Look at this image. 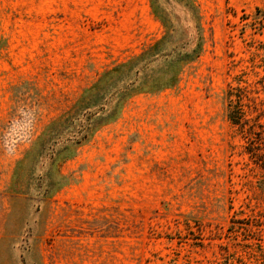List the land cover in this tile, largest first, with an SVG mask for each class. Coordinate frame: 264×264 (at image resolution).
<instances>
[{"label":"rangeland","instance_id":"rangeland-1","mask_svg":"<svg viewBox=\"0 0 264 264\" xmlns=\"http://www.w3.org/2000/svg\"><path fill=\"white\" fill-rule=\"evenodd\" d=\"M0 264H264V0H0Z\"/></svg>","mask_w":264,"mask_h":264},{"label":"trees","instance_id":"trees-1","mask_svg":"<svg viewBox=\"0 0 264 264\" xmlns=\"http://www.w3.org/2000/svg\"><path fill=\"white\" fill-rule=\"evenodd\" d=\"M240 111H239V109L236 111V112H231L230 113V121L232 122V123H234V124H239L240 122H239V120H240Z\"/></svg>","mask_w":264,"mask_h":264}]
</instances>
